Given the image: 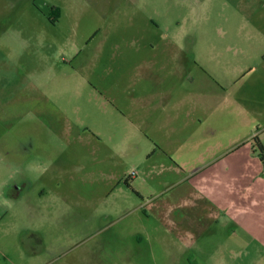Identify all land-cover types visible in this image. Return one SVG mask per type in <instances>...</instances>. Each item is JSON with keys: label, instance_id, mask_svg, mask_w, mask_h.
Instances as JSON below:
<instances>
[{"label": "rangeland", "instance_id": "374dc122", "mask_svg": "<svg viewBox=\"0 0 264 264\" xmlns=\"http://www.w3.org/2000/svg\"><path fill=\"white\" fill-rule=\"evenodd\" d=\"M173 34L185 38L188 60L193 48L205 57L211 49L230 60L227 70L242 69L234 89L264 84V0H0V264H264V241L245 230L240 239L206 237L197 250L176 246L163 212L178 197L181 170L164 148H150L149 135L135 126L144 118L119 116L124 110L110 97L127 100L116 75L135 56L131 38L166 42ZM193 36L215 43L194 45ZM114 62L118 69L108 72L104 64ZM214 68L219 74L223 67L217 61ZM219 105L218 115L229 107ZM230 109L235 115V104ZM210 111L189 125L208 133ZM158 123L165 145L173 131ZM87 124L103 138L90 139ZM177 143L175 150L185 146ZM115 148L121 153L113 156ZM92 149L103 153L95 157ZM24 160L35 166L34 182L17 199L19 173L1 166ZM134 172L140 178L129 182ZM112 174L125 187V180L141 187L145 201L132 188L106 195L117 186ZM33 225L46 239L37 254L23 243Z\"/></svg>", "mask_w": 264, "mask_h": 264}, {"label": "crops", "instance_id": "0c3cea01", "mask_svg": "<svg viewBox=\"0 0 264 264\" xmlns=\"http://www.w3.org/2000/svg\"><path fill=\"white\" fill-rule=\"evenodd\" d=\"M165 39L168 41L131 38L129 49L135 52V56L129 60V65L118 69L114 62L109 65L111 68H107V63L104 68L111 72L115 66L120 71L116 78L125 83L128 89L125 94L127 100L109 95L115 106L124 110L121 112L117 109L119 116L127 114V118L132 120L144 118L142 124L136 123L135 126L149 135L150 148L154 153L166 150L168 153L164 154L171 157L168 155V161L175 163L178 171L181 170L178 197L163 212V218L176 228L172 241L182 252L191 251L197 250L206 237L220 242L226 236L229 239H232V235L238 238L244 235L245 230L252 234V239L263 244L264 240L258 235H264V84L246 83L234 89L236 85L233 86V80L240 78L242 69L234 72L227 70L225 65L230 60L226 55L211 53L209 49L205 57L193 48L188 60L185 38L173 34ZM212 39L193 36L191 43L213 44ZM217 61L223 67L219 74L214 68ZM103 103L102 106L106 107L111 102ZM218 104L229 107L218 115L215 112ZM234 104L237 108L235 115L230 109ZM253 104L258 107L254 108ZM205 107L214 116L206 124L212 122L217 125L216 128L213 124V129L208 133L201 129L197 131L189 125L194 116L199 118L208 114L207 109L203 110ZM159 120L173 131L166 138L165 145L155 131ZM185 124H188V130L184 128ZM232 125L244 131L234 132ZM92 128V125H85V130H90V134H86L88 137L91 135L90 139L98 141L103 138V133ZM114 133L112 139L117 136ZM176 142L185 146L175 150ZM5 152L12 153L9 150ZM91 152L95 153V157L103 153L97 149ZM110 153L119 155L121 150L111 149ZM1 167L19 173L21 184L16 185L12 195L20 198L34 182L29 173L35 166L24 160L16 166L4 163ZM55 167L49 165V170ZM139 178L136 173L128 181L135 183ZM122 180L121 175L112 174L111 184L116 183L117 186L113 185L105 194L116 192V187H120L117 195L122 191L132 194V188L136 197L145 201V192L141 187L127 185V180L125 187ZM31 209L32 213L40 215L34 204ZM233 224L236 225L234 230L231 229ZM38 226L33 225L23 236L25 249L33 251V254L38 253L41 243L46 244ZM143 235L139 233L141 242ZM238 241L241 244V240ZM28 264L34 263L29 260Z\"/></svg>", "mask_w": 264, "mask_h": 264}, {"label": "built area", "instance_id": "2783aa9c", "mask_svg": "<svg viewBox=\"0 0 264 264\" xmlns=\"http://www.w3.org/2000/svg\"><path fill=\"white\" fill-rule=\"evenodd\" d=\"M262 160H263V162H264V155H262ZM134 174H136V172H134Z\"/></svg>", "mask_w": 264, "mask_h": 264}]
</instances>
